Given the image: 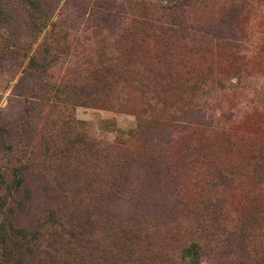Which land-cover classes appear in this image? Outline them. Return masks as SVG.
<instances>
[{
    "label": "rangeland",
    "instance_id": "374dc122",
    "mask_svg": "<svg viewBox=\"0 0 264 264\" xmlns=\"http://www.w3.org/2000/svg\"><path fill=\"white\" fill-rule=\"evenodd\" d=\"M0 53L24 264H264V0H0Z\"/></svg>",
    "mask_w": 264,
    "mask_h": 264
},
{
    "label": "trees",
    "instance_id": "16d2710c",
    "mask_svg": "<svg viewBox=\"0 0 264 264\" xmlns=\"http://www.w3.org/2000/svg\"><path fill=\"white\" fill-rule=\"evenodd\" d=\"M142 24L144 25V27H146V29L154 30V31H159V32H166V31H173V28L170 29V27H164L163 25L160 24H153L151 22L148 21H143ZM177 24H181V23H177ZM178 26V25H177ZM180 27V25H179ZM0 58H2V53H0ZM32 60V59H31ZM32 64V62H30ZM33 66V67H32ZM29 67V66H28ZM30 69H33L31 71H35V72H43L46 71L45 67H39L37 65H31ZM101 81L98 80H93L92 83H90L89 85H83L84 88H94L95 91H100V89L102 88V83H100ZM94 101V100H92ZM99 100H95V102H97ZM6 207V201L0 196V217L2 215V210ZM19 230H17V228L14 225H11L9 223H5L2 220V217L0 218V256L1 258H3V261L5 260H13L14 263L13 264H24V255L30 252H34L33 248V243L30 241H28L27 239L23 238L22 236L19 235ZM32 239V237H31ZM30 244V246H29ZM195 252L194 250L191 249H187L184 252L183 255V259L187 262H189L190 257L192 258L194 256ZM11 258V259H8ZM7 262V261H5Z\"/></svg>",
    "mask_w": 264,
    "mask_h": 264
}]
</instances>
